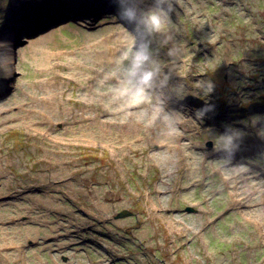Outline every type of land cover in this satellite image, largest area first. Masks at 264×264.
Listing matches in <instances>:
<instances>
[{
	"label": "rangeland",
	"instance_id": "1",
	"mask_svg": "<svg viewBox=\"0 0 264 264\" xmlns=\"http://www.w3.org/2000/svg\"><path fill=\"white\" fill-rule=\"evenodd\" d=\"M53 1L0 0V264H264V0H177L172 29H138L160 65L140 105L116 0ZM226 126L243 168L213 151Z\"/></svg>",
	"mask_w": 264,
	"mask_h": 264
},
{
	"label": "clouds",
	"instance_id": "2",
	"mask_svg": "<svg viewBox=\"0 0 264 264\" xmlns=\"http://www.w3.org/2000/svg\"><path fill=\"white\" fill-rule=\"evenodd\" d=\"M120 5L121 11L117 13L118 18L124 24L130 27L129 36L131 41L125 52V58L128 60L127 77L128 87L126 95L137 105L143 104L148 98V90L151 88L153 81L160 72L159 62L153 61L148 44H137L134 33L142 28L148 35L164 33L172 29L173 22L171 14L176 11L177 0H155L153 6L146 11L139 7L140 0H136V6L124 7V0H116ZM205 94L209 95L213 91L211 81L204 85ZM163 111V109H161ZM212 110L210 104H205L202 108L196 110V119L203 121L205 113ZM169 119L174 118L169 115ZM253 124L264 123V115H254L251 118ZM209 134L214 138L213 151L223 152L222 158L224 163L222 168H243V164L232 166L230 164L234 152L238 148L239 141L245 133L241 130L226 126L223 133H215L209 128ZM176 133L178 129H175Z\"/></svg>",
	"mask_w": 264,
	"mask_h": 264
},
{
	"label": "bare ground",
	"instance_id": "3",
	"mask_svg": "<svg viewBox=\"0 0 264 264\" xmlns=\"http://www.w3.org/2000/svg\"><path fill=\"white\" fill-rule=\"evenodd\" d=\"M56 0H54L53 1V3L55 2ZM52 3V2H51ZM66 3H62V5H64L63 7H61V9H59V8H57L56 6H47L46 8H47V12H45V13H43V15H44V17H42V16H35L32 20H31V23H33L34 25H36L37 23H38V21H39V19H43V20H46V22H45V24L46 23H49L50 25L51 24H53V23H55L56 21H57V17L59 16V14H61V11H62V8H64V7H66L65 9H67L68 10V8H69V12L68 13H74V9H71V7H69L68 5H65ZM16 5V4H15ZM9 6H10V8H5V11L7 12L6 14L4 13L3 15V17H4V23L3 24H5V22L7 21V19L9 20V22H10V19L12 18V16H14V14H15V12L13 11V8H14V4H12L11 5V3L9 2ZM46 6V4L45 5H43V7H45ZM50 9V10H49ZM70 11H72V12H70ZM33 12V11H32ZM52 15H54V16H56V17H54V16H52ZM10 18V19H9ZM45 24H43V25H45ZM41 27V26H40ZM13 55H12V53H10V51H7V53H6V55L4 56L5 58V60H4V62H8V60H11L13 57H12ZM161 115H162V113H160ZM138 115V114H137ZM136 115V116H137Z\"/></svg>",
	"mask_w": 264,
	"mask_h": 264
},
{
	"label": "water",
	"instance_id": "4",
	"mask_svg": "<svg viewBox=\"0 0 264 264\" xmlns=\"http://www.w3.org/2000/svg\"><path fill=\"white\" fill-rule=\"evenodd\" d=\"M185 210H186L187 212H191L193 209L187 207ZM130 214H131V213H130L129 211H127V210H123V211H121V213H120V212L117 213L116 218L125 217V216L130 215Z\"/></svg>",
	"mask_w": 264,
	"mask_h": 264
}]
</instances>
